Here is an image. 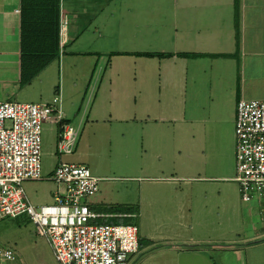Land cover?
<instances>
[{
  "label": "crops",
  "instance_id": "crops-1",
  "mask_svg": "<svg viewBox=\"0 0 264 264\" xmlns=\"http://www.w3.org/2000/svg\"><path fill=\"white\" fill-rule=\"evenodd\" d=\"M21 8L0 0V73L19 76L0 100L61 97L62 123L43 130L51 179L70 162L102 181L94 157H121L130 184L100 188L89 206L139 221L144 244L126 264H264V201H243L235 180L238 103L264 100V0H60V55L24 86ZM78 56L94 59L83 74ZM36 80L41 98L27 91ZM65 123L78 130L68 154Z\"/></svg>",
  "mask_w": 264,
  "mask_h": 264
},
{
  "label": "built area",
  "instance_id": "built-area-1",
  "mask_svg": "<svg viewBox=\"0 0 264 264\" xmlns=\"http://www.w3.org/2000/svg\"><path fill=\"white\" fill-rule=\"evenodd\" d=\"M68 20L62 21L65 41ZM61 97L51 103L0 100V220L26 214L50 244L58 264H126L140 251L136 224H99L102 214L89 199L101 178L88 166L60 162L52 179L59 191L51 204L37 206L27 196L26 181L43 178V130L62 123ZM236 176L243 201H264V100H240L235 124ZM78 130L63 124L58 151L72 153ZM17 252L0 241V264L14 263Z\"/></svg>",
  "mask_w": 264,
  "mask_h": 264
},
{
  "label": "rangeland",
  "instance_id": "rangeland-1",
  "mask_svg": "<svg viewBox=\"0 0 264 264\" xmlns=\"http://www.w3.org/2000/svg\"><path fill=\"white\" fill-rule=\"evenodd\" d=\"M62 58H64V55H62ZM75 62L76 66L82 69L81 72L83 74L88 71L89 67L93 66L94 59L78 56ZM18 77L17 69L15 68H11L9 73H0V99L5 98L8 93L14 91L16 84H18ZM59 81L60 77L57 75V82L59 83ZM43 87L45 88L46 86L36 80L27 88V91H29L31 97L41 98V88ZM101 156H104L101 160L98 157L94 158L96 159V165H101L103 172L95 174L106 177L110 176L107 179H102L100 182L101 192L107 193L106 190L111 186H115L117 190L124 192L125 187L127 184H130V181L125 177L127 173L123 164L124 162L122 163V159H120L121 157H118L115 153H110V151H106ZM54 163L53 156L44 154L42 157L43 178L40 180L26 181L24 183L27 196L37 206L54 202V191L58 185L51 179L50 174ZM92 172L94 174L93 170ZM101 219H104V217H99L94 222L109 224L100 222ZM133 223L139 225L137 219H133ZM0 230V241L3 244H7L6 242H8L18 253V261L16 264H53L51 261L52 250L49 242L37 233L36 226L26 214L16 219L6 218L0 220Z\"/></svg>",
  "mask_w": 264,
  "mask_h": 264
},
{
  "label": "trees",
  "instance_id": "trees-1",
  "mask_svg": "<svg viewBox=\"0 0 264 264\" xmlns=\"http://www.w3.org/2000/svg\"><path fill=\"white\" fill-rule=\"evenodd\" d=\"M60 15V0H22L21 84L23 86L30 83L45 67L59 57ZM158 55L170 56L169 53H158ZM115 211L134 212L132 207L125 206ZM100 222L134 224L131 217L104 218ZM143 244L144 239L140 238V248Z\"/></svg>",
  "mask_w": 264,
  "mask_h": 264
}]
</instances>
